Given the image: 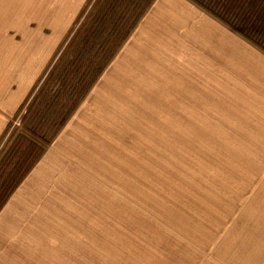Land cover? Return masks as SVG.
I'll return each mask as SVG.
<instances>
[{"label":"rangeland","instance_id":"rangeland-1","mask_svg":"<svg viewBox=\"0 0 264 264\" xmlns=\"http://www.w3.org/2000/svg\"><path fill=\"white\" fill-rule=\"evenodd\" d=\"M153 1L79 0L58 33L59 2L0 0V84L57 33L0 124V264H264V63L110 66Z\"/></svg>","mask_w":264,"mask_h":264},{"label":"crops","instance_id":"crops-1","mask_svg":"<svg viewBox=\"0 0 264 264\" xmlns=\"http://www.w3.org/2000/svg\"><path fill=\"white\" fill-rule=\"evenodd\" d=\"M78 1L47 0L51 5L59 2L57 4L62 7L61 20L53 26L58 27V33L68 19H73L75 11L72 7L78 5ZM141 27L142 31L136 28L130 30V27L125 30L121 37L123 40L119 41L121 48L115 53V59L109 61L110 66L119 60L118 56L122 53L124 56L126 54L128 65L121 69L141 73L142 79H148L146 73L160 68L184 71L188 62L192 66H198L195 71L191 68L190 74L200 72V76L207 80L215 79L216 75L223 81L240 76L243 69H263L264 49L194 0H154L141 19ZM56 35L53 30L50 36L45 34L40 42L34 40L27 48L28 51L25 50V54L14 53L12 57H7L8 61L22 71L20 78L7 77L5 80L11 82L0 84V124L5 122L7 126L6 120L17 114L25 103L24 100L34 84L33 80L39 77L41 65L50 54L48 48L56 42ZM134 39L142 45L140 50L139 47L132 46ZM117 45L118 42L114 46ZM40 47L41 51L38 49ZM182 61H186V65L179 68L178 64L182 66ZM205 69L207 72H204ZM215 69L219 72L210 74ZM9 74L15 76V73ZM221 83L206 82L207 86Z\"/></svg>","mask_w":264,"mask_h":264},{"label":"trees","instance_id":"trees-1","mask_svg":"<svg viewBox=\"0 0 264 264\" xmlns=\"http://www.w3.org/2000/svg\"><path fill=\"white\" fill-rule=\"evenodd\" d=\"M194 1L264 49V0Z\"/></svg>","mask_w":264,"mask_h":264}]
</instances>
